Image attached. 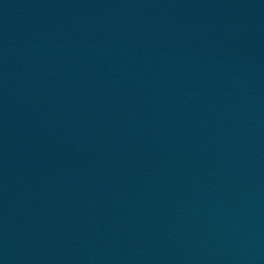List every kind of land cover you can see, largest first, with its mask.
<instances>
[{"label":"water","instance_id":"1","mask_svg":"<svg viewBox=\"0 0 264 264\" xmlns=\"http://www.w3.org/2000/svg\"><path fill=\"white\" fill-rule=\"evenodd\" d=\"M0 264H264V0H0Z\"/></svg>","mask_w":264,"mask_h":264}]
</instances>
